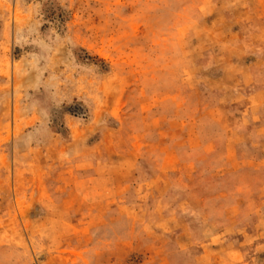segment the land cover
I'll return each mask as SVG.
<instances>
[{
    "label": "rangeland",
    "instance_id": "obj_1",
    "mask_svg": "<svg viewBox=\"0 0 264 264\" xmlns=\"http://www.w3.org/2000/svg\"><path fill=\"white\" fill-rule=\"evenodd\" d=\"M0 264H264V0H0Z\"/></svg>",
    "mask_w": 264,
    "mask_h": 264
}]
</instances>
